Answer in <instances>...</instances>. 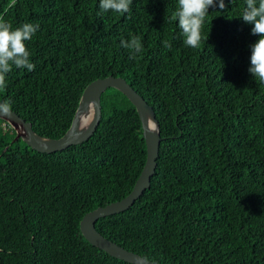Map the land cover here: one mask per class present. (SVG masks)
Listing matches in <instances>:
<instances>
[{
	"label": "trees",
	"instance_id": "trees-1",
	"mask_svg": "<svg viewBox=\"0 0 264 264\" xmlns=\"http://www.w3.org/2000/svg\"><path fill=\"white\" fill-rule=\"evenodd\" d=\"M224 2L191 48L171 19L178 0H132L124 14L99 0H0L13 28L39 24L25 41L34 70L13 65L0 88L37 134L63 136L86 86L109 75L154 107L162 141L151 185L96 228L159 264H264V83L248 71L259 36L241 18L245 0ZM133 35L143 51L129 59L121 40ZM101 105L87 140L50 153L0 118V264H131L80 228L133 190L147 158L131 100L109 87Z\"/></svg>",
	"mask_w": 264,
	"mask_h": 264
},
{
	"label": "water",
	"instance_id": "water-1",
	"mask_svg": "<svg viewBox=\"0 0 264 264\" xmlns=\"http://www.w3.org/2000/svg\"><path fill=\"white\" fill-rule=\"evenodd\" d=\"M109 87L120 90L135 105L142 122L143 134L147 146V158L133 190L121 200L109 203L105 206H100L86 213L81 219L80 228L85 238L93 246L104 250L111 256L131 264H159L156 261L148 260L140 254L124 248L105 237L96 228V222L99 218L126 210L147 188L150 187L151 177L155 173L157 167V158L159 156L160 144L162 141L160 125L154 107L150 105L124 77L109 75L89 83L82 93L72 125L63 136L57 139L37 134L32 127V123L26 121L20 114L12 109L10 115H0V118L5 119L16 128V138H22L33 149L48 153L63 150L70 145L87 140L95 132L102 116L101 96ZM90 111L92 115L88 125L83 128V130H80L78 127L80 116ZM152 124L154 125V129L151 128ZM18 127H21L22 131H19Z\"/></svg>",
	"mask_w": 264,
	"mask_h": 264
},
{
	"label": "clouds",
	"instance_id": "clouds-1",
	"mask_svg": "<svg viewBox=\"0 0 264 264\" xmlns=\"http://www.w3.org/2000/svg\"><path fill=\"white\" fill-rule=\"evenodd\" d=\"M132 0H99V8L103 11L115 13H129ZM225 9L224 0H178L176 10L171 19L178 21V27L184 37L185 46L198 48L202 39L201 30L209 13V8ZM242 20L250 25L251 33L259 39L251 45L250 67L248 71L255 80L264 83V0H245ZM39 30V24L24 23L18 27L13 26L0 18V88L6 87V74L16 68H26L33 71L35 64L30 62V52L25 41L32 39ZM121 46L129 49V59H135L136 54L143 51L139 36H131L130 40H121ZM165 47L171 45L165 41ZM11 114V104L5 100L0 102V115Z\"/></svg>",
	"mask_w": 264,
	"mask_h": 264
},
{
	"label": "bare ground",
	"instance_id": "bare-ground-1",
	"mask_svg": "<svg viewBox=\"0 0 264 264\" xmlns=\"http://www.w3.org/2000/svg\"><path fill=\"white\" fill-rule=\"evenodd\" d=\"M91 115L92 114H91V111H90L89 113L83 114V115L80 116L79 124H78V127H79L80 130L81 129L83 130V128H85L88 125V123H89V121L91 119ZM151 128L154 129V125L153 124L151 125ZM18 129H19V131H22L21 127H18Z\"/></svg>",
	"mask_w": 264,
	"mask_h": 264
},
{
	"label": "rangeland",
	"instance_id": "rangeland-1",
	"mask_svg": "<svg viewBox=\"0 0 264 264\" xmlns=\"http://www.w3.org/2000/svg\"><path fill=\"white\" fill-rule=\"evenodd\" d=\"M16 129V128H15Z\"/></svg>",
	"mask_w": 264,
	"mask_h": 264
}]
</instances>
